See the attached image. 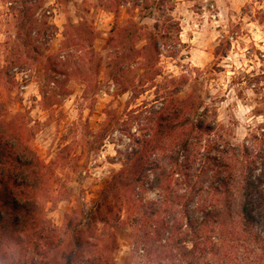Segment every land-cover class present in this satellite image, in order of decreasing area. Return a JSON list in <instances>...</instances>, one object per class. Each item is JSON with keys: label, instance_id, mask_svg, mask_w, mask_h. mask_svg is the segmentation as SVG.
<instances>
[{"label": "rangeland", "instance_id": "obj_1", "mask_svg": "<svg viewBox=\"0 0 264 264\" xmlns=\"http://www.w3.org/2000/svg\"><path fill=\"white\" fill-rule=\"evenodd\" d=\"M142 2L136 7V0H33L23 8L19 1L0 0V98L9 117L17 116L23 124L25 137L40 157L45 161L54 155L67 170L63 180L55 181L56 198L46 206L57 228L73 210L91 220L100 191L122 168V155L130 151L126 138L131 141L133 127L139 130L144 125L136 107L155 99L154 90L139 99L127 93L125 99L111 79L116 74L125 86L139 81L119 67L132 61L160 15L143 8ZM172 6L184 46L175 44L163 51L159 66L164 76L188 72L187 91L203 98L208 121L217 125L204 140H214L220 150L225 146L226 163L240 157L237 146L242 145L251 146L256 151L248 154L257 157L264 150V0H173ZM175 52L179 53L172 58ZM68 55L76 63L54 65ZM113 61L119 67H109ZM51 76L58 81L50 82ZM45 139L52 143L45 145ZM258 167L256 174L263 173L264 160ZM218 175L212 172L201 180L208 202L215 200L209 190L217 186ZM261 189L262 196L255 198L254 230L264 240V184ZM145 198L155 201L158 195L148 192ZM197 202L190 213L201 217ZM127 217L123 213L115 244L102 239V249L114 264H125L132 251ZM242 235L240 242L247 240L250 246L237 243L213 261L258 264L261 248ZM186 241L191 250V238Z\"/></svg>", "mask_w": 264, "mask_h": 264}, {"label": "trees", "instance_id": "obj_2", "mask_svg": "<svg viewBox=\"0 0 264 264\" xmlns=\"http://www.w3.org/2000/svg\"><path fill=\"white\" fill-rule=\"evenodd\" d=\"M12 1H19L23 8L33 2ZM142 1L143 8L160 14L154 28L132 61L120 67L113 61L108 66L139 78L137 84L132 80L125 86L113 74L111 79L121 87V94L139 99L154 90L155 99L136 107L139 117L143 116L139 129L143 136L130 134V151L122 155V168L100 191L90 210L91 220H86L83 211L73 210L63 227L52 223L46 206L56 196L54 187H46L45 161L25 137L17 116L9 117L0 98V264H114L107 249H102V239L115 244V231L125 221L123 213L133 237L125 264H216L213 260L226 256L224 252L234 250L237 243L250 246L247 240L240 242L242 234L261 248L257 263L264 264V240L254 230L255 198L262 196L264 184V172H256L264 150L254 157L249 155L256 151L251 146H237L240 157L226 163L225 146L220 150L214 140H204L217 125L208 121L209 108L203 98L187 91L188 72L167 79L159 66L165 49L184 46L180 24L171 14L173 0ZM73 57L58 59L54 65L70 66L76 63ZM49 80L58 81L55 76ZM212 172L219 173L218 183L209 190L215 200L208 202L203 199L201 180ZM148 192L156 193L158 199L145 202ZM195 202L201 217L190 213ZM187 237L193 243L191 250L186 247Z\"/></svg>", "mask_w": 264, "mask_h": 264}, {"label": "clouds", "instance_id": "obj_3", "mask_svg": "<svg viewBox=\"0 0 264 264\" xmlns=\"http://www.w3.org/2000/svg\"><path fill=\"white\" fill-rule=\"evenodd\" d=\"M128 94H126V96L124 97L125 99L127 98ZM138 127H133L132 131L135 132L136 137H142L143 133L138 130ZM155 133V129H153V134ZM134 137L132 138V140L134 141ZM131 141H129L127 138L125 140V146H127ZM52 141L49 139H45V145H49L51 144ZM133 146H135L133 144ZM56 158L55 156H48L46 157L45 160V168H44V172L46 173V180L48 181V185H46V187H56L55 185V181L57 179L63 180L65 178L66 169H62L61 166L58 163H52V161H54ZM93 163H95V161H93ZM91 167V166H90ZM113 168H116L117 165L113 164L112 165ZM92 178L96 179V170L92 171Z\"/></svg>", "mask_w": 264, "mask_h": 264}]
</instances>
